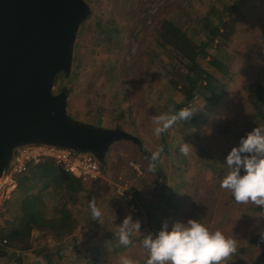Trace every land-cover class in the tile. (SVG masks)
I'll use <instances>...</instances> for the list:
<instances>
[{
	"label": "rangeland",
	"instance_id": "374dc122",
	"mask_svg": "<svg viewBox=\"0 0 264 264\" xmlns=\"http://www.w3.org/2000/svg\"><path fill=\"white\" fill-rule=\"evenodd\" d=\"M86 1L91 13L77 35L72 74L66 81L64 74H59L55 91L58 85L68 87L67 111L72 116L98 126L126 130L141 139L148 154L132 141L114 144L107 165L103 166V178L83 182V189L72 204L66 196V203H61L62 194L55 193L51 182L47 184L42 167L31 168L34 164H30L24 174L28 178L24 188L29 192L46 190L51 205L57 201L59 209L66 206L79 218L77 240L74 245L69 239L51 242L48 255L42 256L34 253L38 246L34 239L29 249H7L0 264H79L93 254L95 264H118L122 255L131 257L136 264H145L147 254L141 243L144 235L157 234L165 220L171 228L173 222L186 223L190 218L210 230L220 229L237 241L239 251L228 264H264V217L257 216L259 209L250 203L237 204L220 187V180L228 171L224 164L227 154L241 137L261 125L247 93L264 91V0H236V32L218 53L224 55L220 58L226 70L217 73L226 86L218 98L212 99L202 88L203 92L196 93L182 108L204 104L203 108L189 121L178 122L160 136L154 133L153 117L168 112L170 107L179 110L184 98L171 81L176 73L170 65L176 59L164 48H158L152 26L159 21L171 23L197 48L206 40L202 27L205 16L213 20L211 10L217 8L213 4L219 6L227 0ZM107 20L113 23L110 28L114 31L98 32L96 23ZM209 52L216 54L213 49ZM205 58L202 65L209 67L210 56ZM202 80L199 79L200 87L205 83ZM183 142L193 146L186 156L179 150ZM160 147V159L155 162V170H150L151 152ZM119 181L128 182L133 189L136 213L118 198L115 185ZM24 188L18 186L8 200L0 225H15L21 214ZM167 197L171 204L166 203ZM93 198L103 213V225L90 217L89 201ZM150 202L157 208H152ZM129 214L140 221L141 232L133 233L132 243L122 246L115 232ZM58 245L64 247L60 249ZM98 246L100 250L96 249Z\"/></svg>",
	"mask_w": 264,
	"mask_h": 264
},
{
	"label": "water",
	"instance_id": "95a60500",
	"mask_svg": "<svg viewBox=\"0 0 264 264\" xmlns=\"http://www.w3.org/2000/svg\"><path fill=\"white\" fill-rule=\"evenodd\" d=\"M91 13L86 0H0V176L21 145L44 144L92 154L104 166L111 148L141 139L121 128L98 126L67 111L76 39ZM9 250L0 246V258Z\"/></svg>",
	"mask_w": 264,
	"mask_h": 264
},
{
	"label": "trees",
	"instance_id": "16d2710c",
	"mask_svg": "<svg viewBox=\"0 0 264 264\" xmlns=\"http://www.w3.org/2000/svg\"><path fill=\"white\" fill-rule=\"evenodd\" d=\"M213 5L217 7L211 10L214 19L211 20L208 16H205L202 27L206 32V40L201 41L197 48L193 47L184 34L179 32L180 29L171 23L159 21L152 26L153 37L158 48H164L166 54L171 53L176 59V62H173L170 66L174 68L176 73L171 78L172 84L184 98L183 105L181 104L179 108L190 103L196 93H202V88L214 97L212 99H217L223 88L226 87L223 78H219L217 75L218 72L225 73L226 71L220 58H223L224 55L221 54L219 56L218 53L221 47L229 42L231 35L236 32L238 18L234 15V12L238 11L239 6L236 0L224 1L219 6ZM238 15L240 16V13ZM111 26H114L111 20H107L106 23H96L97 30L100 33L114 31V29L110 28ZM210 49L216 51V54L210 53ZM206 55L210 56L207 60L209 67L202 65L203 58L206 59ZM169 77H171L170 73ZM199 79H203L202 81L205 82L201 87L199 86ZM59 89L60 86L58 85L57 90ZM247 98L258 121L261 125H264V91L259 89L250 91L247 93ZM36 166L38 168L42 167L43 177L49 181L47 184L50 182L53 184L55 193L62 194L60 195L61 203H66L64 196L71 204L74 203L75 196L82 191L83 182L81 179L61 170L49 159L45 160L42 165H34L32 167L29 165L28 169L30 167L37 168ZM25 172L18 178V186L22 189L28 179L24 175ZM23 192L24 195L20 204L21 214L16 217L15 225L10 228L3 224L0 225V246L14 250L16 248L29 249L33 246L34 240L31 244L30 242L35 232H37V235L34 239L38 245L34 251L35 254L48 255V247H50L48 245L51 242L56 244L69 239L74 245L75 240H77L75 233L80 223L79 218L73 216L71 212L66 210V206L62 204L63 208L59 209L56 206L59 203L57 201H54V204L51 205L49 200H47L46 190L43 191L41 189L29 192V189L24 188ZM166 203H172L170 198L167 197ZM150 205L154 209L157 208L155 203ZM109 234L111 235L112 233L109 232ZM4 238L7 239L5 244L2 242ZM112 238L115 241L113 235ZM43 241H46L47 246L45 243V245L42 244ZM59 246L60 249L64 247L62 245ZM96 249L100 250V246L96 247ZM103 249L108 250L106 246ZM95 263L96 256L94 254L85 262H79V264Z\"/></svg>",
	"mask_w": 264,
	"mask_h": 264
},
{
	"label": "clouds",
	"instance_id": "9594fccd",
	"mask_svg": "<svg viewBox=\"0 0 264 264\" xmlns=\"http://www.w3.org/2000/svg\"><path fill=\"white\" fill-rule=\"evenodd\" d=\"M204 105V104H203ZM203 105H190L153 117L154 133L160 136L178 122L189 121ZM208 134L211 130L208 129ZM193 148L189 143H181L179 150L188 155ZM163 148L151 152L150 170H155V162L160 159ZM228 169L220 180V187L227 190L237 204H251L259 209L264 217V125H258L241 137L238 145L233 146L224 163ZM122 194V193H121ZM90 217L104 224L102 211L95 198L89 201ZM141 232V223L132 215L125 216L115 235L119 244L128 246L132 243L133 233ZM264 237V231L261 233ZM142 247L147 254L145 264H228L239 251V245L233 238L226 237L220 230H210L196 219L186 223L175 221L171 228L165 220L157 234L144 235ZM118 264H136L127 255L119 257Z\"/></svg>",
	"mask_w": 264,
	"mask_h": 264
},
{
	"label": "built area",
	"instance_id": "2783aa9c",
	"mask_svg": "<svg viewBox=\"0 0 264 264\" xmlns=\"http://www.w3.org/2000/svg\"><path fill=\"white\" fill-rule=\"evenodd\" d=\"M48 159L61 170L81 179L84 183L99 180L104 176L103 165L92 154H80L72 149L52 145H21L13 155L10 167L0 176V221L7 210L8 200L16 192L19 176L28 169L30 164L42 165ZM136 169L141 172L138 165ZM115 192L130 212L138 211L134 191L128 182L119 181L115 185ZM3 242L7 243V239L4 238Z\"/></svg>",
	"mask_w": 264,
	"mask_h": 264
},
{
	"label": "crops",
	"instance_id": "0c3cea01",
	"mask_svg": "<svg viewBox=\"0 0 264 264\" xmlns=\"http://www.w3.org/2000/svg\"><path fill=\"white\" fill-rule=\"evenodd\" d=\"M82 189H83V187H82ZM34 236H35V233L33 234V236H32V239H31V242H30V244L32 243V241L34 240ZM35 241V240H34Z\"/></svg>",
	"mask_w": 264,
	"mask_h": 264
}]
</instances>
